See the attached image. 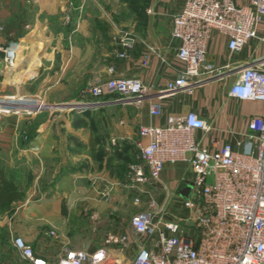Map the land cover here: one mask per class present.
Here are the masks:
<instances>
[{"label": "built area", "instance_id": "obj_1", "mask_svg": "<svg viewBox=\"0 0 264 264\" xmlns=\"http://www.w3.org/2000/svg\"><path fill=\"white\" fill-rule=\"evenodd\" d=\"M212 30L225 35L230 51L241 50L249 40H254L255 48L264 46V0H183L170 16L169 34L177 42L174 55L179 67L165 88L190 91L216 72L234 75L228 95L264 101V49L242 60L235 71L218 67L206 57ZM120 43L127 44L122 39ZM18 49L16 40L0 45L3 65L15 64ZM113 70L114 65H108V75L90 83L89 97L76 105L147 101L150 112L158 111L150 98L159 90ZM195 129L205 132L209 124L193 110L167 114L161 125L139 126L146 141L138 142L137 161L128 163L124 183L133 192V204L144 205L128 217L133 239L127 231L109 230L101 246L92 250L66 246L54 257L36 251L19 235L11 237V247L27 264H264V107L248 117L244 130L234 132L233 143L201 146L194 139ZM176 160L189 167L180 180L190 182L186 196H177L159 178L164 163ZM156 189L160 201L152 195ZM168 199L176 201L180 211H171ZM112 245L123 254L118 262L110 258Z\"/></svg>", "mask_w": 264, "mask_h": 264}, {"label": "crops", "instance_id": "obj_2", "mask_svg": "<svg viewBox=\"0 0 264 264\" xmlns=\"http://www.w3.org/2000/svg\"><path fill=\"white\" fill-rule=\"evenodd\" d=\"M233 1L244 3L248 0ZM182 2L183 0H150L147 4L150 11L145 14L144 20L136 19L135 24L127 31L112 33L99 29L100 17L110 22L99 14L100 0H0V44L9 40L19 43L16 65H3L0 50V73L6 76L16 71L14 78L19 79L26 73L56 65L60 85L66 81H74L71 84L81 86L104 79L109 73L108 65L113 64L114 74L137 77L152 90H159L158 96L150 98V101L157 104L156 113L150 112L147 101L106 104L110 107L116 105L118 108L115 116L110 112L107 127L108 136L116 138L117 142L105 140V143H99L103 150H107L111 143L112 149L125 151L132 147L137 151L138 142L142 144L146 141V136L138 133L140 125H161L167 114L184 113L187 110L195 111L209 124V129L205 132L199 129L193 131L194 139L199 145L211 148L223 141L233 143L234 132L244 130L248 117L264 107V101L238 99L227 94L234 75L223 77L214 72L211 78L190 91L165 88V82L175 75L179 67V61L174 55L177 42L170 36L169 27L171 14L181 7ZM121 39L127 44L121 45ZM225 39L224 34L212 30L206 44V57L216 66L229 68L231 71L237 70L242 60L255 56L260 49H264L263 45L255 48L254 40H249L241 50L230 51ZM27 50L29 53L24 58ZM119 51L124 54L118 56ZM53 70H56L55 67ZM49 81V84L53 82ZM73 105L77 106L76 103L69 104ZM61 130L48 126L33 129L26 148L29 160L35 164L41 159L55 158L56 147L59 148L61 142L55 146V139L51 135L60 134L58 131ZM71 130L76 134H84L85 131L83 127L64 129ZM77 146L80 148L84 144ZM107 157L110 158V153L103 156L104 159ZM94 158L96 162L90 157L92 165L86 167L87 170L85 167L81 169L83 174L90 175L94 182H98L99 156ZM113 168L114 164L101 168L108 183L110 169ZM188 171V164L184 160L165 162L159 178L176 192L182 185L180 178ZM111 229L116 232L127 231L128 238L133 239L127 226ZM29 243L36 251L51 254L38 248L33 242ZM115 247L110 246L109 251L122 257L123 254Z\"/></svg>", "mask_w": 264, "mask_h": 264}, {"label": "rangeland", "instance_id": "obj_3", "mask_svg": "<svg viewBox=\"0 0 264 264\" xmlns=\"http://www.w3.org/2000/svg\"><path fill=\"white\" fill-rule=\"evenodd\" d=\"M148 1L100 0L99 14L110 22L100 17L99 29L127 31L141 14L140 7L145 9ZM28 53L27 50L24 58ZM15 72L6 76L0 73V167L5 177L22 190V196L0 207V264H26L10 245L15 235L54 257L66 246L88 249L103 245L111 227L130 229L129 215L144 205L133 204V192L124 185L128 163L137 161L136 148L112 149L111 143L117 139L107 134L110 112L115 116L117 106H69L86 99L89 84L75 86L71 84L74 81H66L60 85L56 65L26 73L19 79L14 78ZM49 80L53 82L49 84ZM42 126L62 129L60 134L51 135L55 146L59 142L61 146L56 147L55 158L34 164L28 158L27 142L33 129ZM66 127H83L85 131L76 134L73 130L64 131ZM105 140L111 142L107 150L99 145ZM81 143L84 146L79 148ZM109 153L110 158L104 159ZM95 156H99L98 182L81 169L92 165L90 157L96 162ZM108 164L115 166L110 169V183L101 169ZM183 187H187L186 191ZM190 187L186 180L176 189L177 196L188 195ZM152 195L160 201L157 189ZM168 200L171 211H180L176 201ZM49 228L54 234H45Z\"/></svg>", "mask_w": 264, "mask_h": 264}, {"label": "trees", "instance_id": "obj_4", "mask_svg": "<svg viewBox=\"0 0 264 264\" xmlns=\"http://www.w3.org/2000/svg\"><path fill=\"white\" fill-rule=\"evenodd\" d=\"M149 1L147 2V4ZM146 4V6H147ZM133 9L137 6L132 5ZM141 14L137 15L138 20H144L145 17V9L143 6L140 7ZM22 196V190L18 189L12 180L5 177L2 168L0 167V207L7 205L10 201L18 199Z\"/></svg>", "mask_w": 264, "mask_h": 264}, {"label": "bare ground", "instance_id": "obj_5", "mask_svg": "<svg viewBox=\"0 0 264 264\" xmlns=\"http://www.w3.org/2000/svg\"><path fill=\"white\" fill-rule=\"evenodd\" d=\"M19 50V49H18ZM16 51V59H17V57H18V55H19V51ZM16 65V64H15ZM15 67V66H14ZM110 258H112V260H114V261H119L120 260V256H118L116 253H114L113 251H110Z\"/></svg>", "mask_w": 264, "mask_h": 264}, {"label": "water", "instance_id": "obj_6", "mask_svg": "<svg viewBox=\"0 0 264 264\" xmlns=\"http://www.w3.org/2000/svg\"><path fill=\"white\" fill-rule=\"evenodd\" d=\"M186 188H187V187H183V190H185V191H186Z\"/></svg>", "mask_w": 264, "mask_h": 264}]
</instances>
